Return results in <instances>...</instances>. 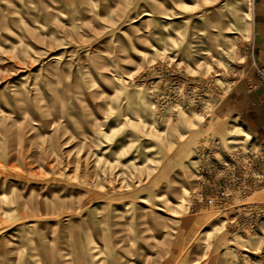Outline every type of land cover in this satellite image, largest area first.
Instances as JSON below:
<instances>
[{"label": "rangeland", "instance_id": "1", "mask_svg": "<svg viewBox=\"0 0 264 264\" xmlns=\"http://www.w3.org/2000/svg\"><path fill=\"white\" fill-rule=\"evenodd\" d=\"M248 3L0 0V264H264V226L191 210L201 150L258 149L221 111Z\"/></svg>", "mask_w": 264, "mask_h": 264}, {"label": "built area", "instance_id": "2", "mask_svg": "<svg viewBox=\"0 0 264 264\" xmlns=\"http://www.w3.org/2000/svg\"><path fill=\"white\" fill-rule=\"evenodd\" d=\"M255 72L264 83V65L257 66ZM229 140L223 144L215 139L200 151L191 210L207 209L231 226L259 230L264 226V200L248 201L247 197L264 189V139L257 151Z\"/></svg>", "mask_w": 264, "mask_h": 264}, {"label": "crops", "instance_id": "3", "mask_svg": "<svg viewBox=\"0 0 264 264\" xmlns=\"http://www.w3.org/2000/svg\"><path fill=\"white\" fill-rule=\"evenodd\" d=\"M248 2L247 7L251 0ZM251 29V38L243 60V82L231 92L222 104L221 111L232 115L261 143L264 139V83L256 76L255 68L264 65V0H252Z\"/></svg>", "mask_w": 264, "mask_h": 264}, {"label": "bare ground", "instance_id": "4", "mask_svg": "<svg viewBox=\"0 0 264 264\" xmlns=\"http://www.w3.org/2000/svg\"><path fill=\"white\" fill-rule=\"evenodd\" d=\"M238 4H239L238 1H233L232 4H231V7H232V8L235 7V6L237 7ZM50 59L53 60V61L56 60V59H55V56H52ZM239 126H240V125H239ZM243 130H245V129L243 128ZM250 148H252V147L250 146ZM161 212H162V211H161Z\"/></svg>", "mask_w": 264, "mask_h": 264}]
</instances>
